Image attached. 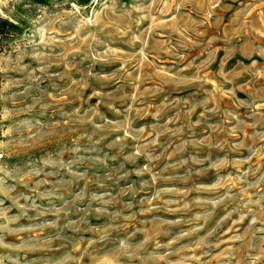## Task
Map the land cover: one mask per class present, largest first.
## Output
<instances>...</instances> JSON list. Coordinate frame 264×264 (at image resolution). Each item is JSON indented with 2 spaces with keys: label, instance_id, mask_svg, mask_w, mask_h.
Here are the masks:
<instances>
[{
  "label": "rangeland",
  "instance_id": "1",
  "mask_svg": "<svg viewBox=\"0 0 264 264\" xmlns=\"http://www.w3.org/2000/svg\"><path fill=\"white\" fill-rule=\"evenodd\" d=\"M0 25V264H264V0Z\"/></svg>",
  "mask_w": 264,
  "mask_h": 264
},
{
  "label": "trees",
  "instance_id": "2",
  "mask_svg": "<svg viewBox=\"0 0 264 264\" xmlns=\"http://www.w3.org/2000/svg\"><path fill=\"white\" fill-rule=\"evenodd\" d=\"M11 27L0 25V34H3L6 29H10Z\"/></svg>",
  "mask_w": 264,
  "mask_h": 264
}]
</instances>
